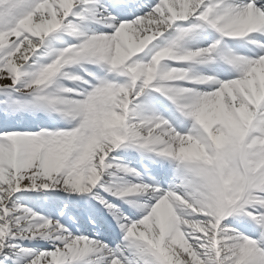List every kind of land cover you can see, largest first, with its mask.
<instances>
[{"label": "snow or ice", "instance_id": "1", "mask_svg": "<svg viewBox=\"0 0 264 264\" xmlns=\"http://www.w3.org/2000/svg\"><path fill=\"white\" fill-rule=\"evenodd\" d=\"M0 264H264V0H0Z\"/></svg>", "mask_w": 264, "mask_h": 264}]
</instances>
